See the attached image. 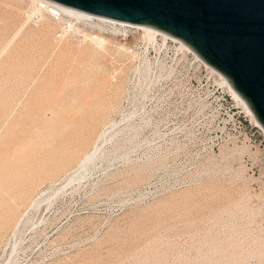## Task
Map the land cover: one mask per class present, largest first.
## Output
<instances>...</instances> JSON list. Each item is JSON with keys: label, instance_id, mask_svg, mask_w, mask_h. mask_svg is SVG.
Returning a JSON list of instances; mask_svg holds the SVG:
<instances>
[{"label": "rangeland", "instance_id": "374dc122", "mask_svg": "<svg viewBox=\"0 0 264 264\" xmlns=\"http://www.w3.org/2000/svg\"><path fill=\"white\" fill-rule=\"evenodd\" d=\"M218 80L0 0V264H264V135Z\"/></svg>", "mask_w": 264, "mask_h": 264}, {"label": "water", "instance_id": "95a60500", "mask_svg": "<svg viewBox=\"0 0 264 264\" xmlns=\"http://www.w3.org/2000/svg\"><path fill=\"white\" fill-rule=\"evenodd\" d=\"M178 39L218 72L264 130V0H50Z\"/></svg>", "mask_w": 264, "mask_h": 264}, {"label": "built area", "instance_id": "2783aa9c", "mask_svg": "<svg viewBox=\"0 0 264 264\" xmlns=\"http://www.w3.org/2000/svg\"><path fill=\"white\" fill-rule=\"evenodd\" d=\"M51 3H54L56 5H60V4L55 3L53 1H50V0H46V2L44 0L35 1L33 3L34 12H35V14L43 12L50 20H52L53 22L58 24L59 30L62 32L71 31V30L75 29V26L78 25V26H82V27H86V28H92V29L97 28V29H100L102 31L114 33V35H116V36L117 35L126 36L132 32L143 33L145 35V32L143 30L133 26L132 24L113 20V19L106 18V17L92 15V14L85 13V12H82V14L85 17H82V18L76 20V19H74V17H70L66 14H63L60 10H58V8L51 5ZM151 38L152 39L157 38V39L161 40V42H163V43L169 42V43H173L176 45V43L171 41L169 38L164 39L162 37V35H159V34H155ZM185 53H187V52H185ZM187 54H189V53H187ZM189 56L191 57V59L193 60V62L196 65H200L206 71H208V69L205 67L207 65L204 64L198 57H197L198 60L202 64L198 60L193 58L192 55L189 54ZM207 67H209V66H207ZM209 73L213 74L211 72H209Z\"/></svg>", "mask_w": 264, "mask_h": 264}, {"label": "bare ground", "instance_id": "6f19581e", "mask_svg": "<svg viewBox=\"0 0 264 264\" xmlns=\"http://www.w3.org/2000/svg\"><path fill=\"white\" fill-rule=\"evenodd\" d=\"M31 2H35V1H39V0H30ZM46 2V0H44ZM51 5L55 6L56 8H58V10H60L63 14H66L70 17H74V19H80L82 17H85L81 11L79 10H75V9H72V8H68V7H65V6H61V5H56L54 3H51ZM31 16V15H30ZM46 18V17H45ZM48 18V17H47ZM48 20V19H47ZM133 26L143 30L145 32V35L146 37H153L155 34H159V35H162V37L164 39L166 38H169L171 41L175 42L176 43V47L184 52H187L189 53L190 55L193 56V58H195L196 60H198L197 56L186 46L184 45L183 43H181L178 39L174 38V37H171L169 35H167L166 33H163L161 31H158L152 27H148V26H145V25H136L134 24ZM97 42H101L102 39H99L97 38L96 39ZM149 40V39H148ZM153 41V40H152ZM103 43V42H102ZM164 44V43H163ZM191 58V57H190ZM199 61V60H198ZM146 62V61H145ZM200 62V61H199ZM201 63V62H200ZM202 64V63H201ZM204 65V64H203ZM147 66V65H146ZM205 66V65H204ZM143 67V66H142ZM209 72L213 73L219 80L220 82L227 88L228 92L230 93L231 95V98H233L241 107L242 109L244 110V112L250 117V119H252L253 123L255 124V126H257L259 129H261V131L263 132V135H264V130L263 128L261 127V125L257 122V120L255 119V117L253 116L251 110L248 108V106L245 104V102L243 101V99L229 86V84L226 82V80L218 73L216 72L215 70H213L212 68L210 67H207L205 66ZM146 68V67H145ZM144 68V69H145ZM143 71V70H142ZM212 74V75H213ZM145 79V78H144ZM218 80V81H219ZM239 106V107H240ZM124 130V129H123ZM122 131H120L121 133ZM106 133V132H105ZM121 137V136H120ZM118 140V139H116ZM120 140V139H119ZM126 141H129V140H126ZM123 142V140H122ZM117 145V144H116ZM121 145V144H120ZM123 145V144H122ZM121 145V146H122ZM113 146V145H112ZM120 146V147H121ZM124 146V145H123ZM122 149V148H121ZM112 150H115V149H112ZM108 152V151H107ZM105 153V151H104ZM115 153V152H114ZM107 154V153H106ZM104 154V155H106ZM113 154V153H112ZM111 156V154H110ZM98 157H103L102 155V151H99L98 153L92 151V153H86L85 155H83L82 157H80V159H78V167L81 171V173H85L87 171V169L92 165L93 161L98 158ZM48 159V158H47ZM17 168V167H15ZM9 171V170H8ZM28 174V173H27ZM74 177V176H73ZM71 179L69 178L67 180L66 183H68V181H70ZM59 190H61L60 188L58 190H56V193L59 192ZM53 196V195H52ZM51 198V197H49ZM53 198V197H52ZM16 199V198H15ZM48 201V200H47ZM16 204V203H15Z\"/></svg>", "mask_w": 264, "mask_h": 264}]
</instances>
